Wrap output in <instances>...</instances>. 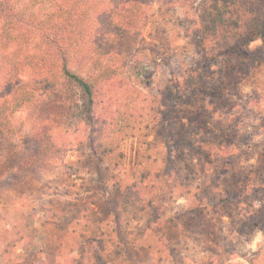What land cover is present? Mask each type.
<instances>
[{
  "label": "rangeland",
  "instance_id": "374dc122",
  "mask_svg": "<svg viewBox=\"0 0 264 264\" xmlns=\"http://www.w3.org/2000/svg\"><path fill=\"white\" fill-rule=\"evenodd\" d=\"M173 1L154 9L121 82L98 85L97 99L103 97L104 106L112 95L121 99L113 104L109 117L121 115L118 126L128 133L123 140L116 138L100 176L84 165L87 150L78 148L69 150L62 163L50 165L38 179L28 178L22 168L34 147L30 124L21 118L14 121L18 130L11 138L13 148L0 138V264L34 244L42 246L43 260L85 264L91 246H84L85 253L79 248L80 234L89 229L93 234L109 231L104 222L96 230V221L108 212L104 200L110 195L114 173L121 172L122 180L140 193L130 205L119 207L125 228L146 226L151 216L147 200L156 208L159 197L164 198L160 217L144 237L138 264H264V59L244 76L223 66L217 54L209 64L190 42L197 25L195 7L201 0ZM257 44L252 41L249 48ZM181 66L206 69L218 82L186 92L189 96L170 112L171 131L166 126L153 128L150 125L167 111L160 92L171 71ZM225 69L222 77L219 72ZM235 69L241 71L239 66ZM127 96L133 101L131 107L126 106ZM95 109L98 113L100 103ZM128 110L131 114L122 119V112ZM199 126L201 134L223 137L230 146L228 152L217 154L215 167L199 165L178 144L184 135H198ZM165 154L174 157L175 177L161 182L153 175L142 178L143 170L153 173L162 167ZM227 188L239 197L224 202ZM252 215L256 225L240 229ZM103 240L111 249L105 234Z\"/></svg>",
  "mask_w": 264,
  "mask_h": 264
},
{
  "label": "trees",
  "instance_id": "16d2710c",
  "mask_svg": "<svg viewBox=\"0 0 264 264\" xmlns=\"http://www.w3.org/2000/svg\"><path fill=\"white\" fill-rule=\"evenodd\" d=\"M173 2L0 0V138L13 148L15 143L11 138L18 130L14 121L21 118L30 124L34 147L22 168L26 177L38 179L50 165L55 167V163H62L69 150L78 148L87 150L84 165L100 176V171L105 169L102 163L112 152L116 138L123 140L128 133H122L118 126L121 115L109 117L113 104H119L121 99L112 95L109 104L104 106L103 97L97 99L98 85L116 79L121 82L128 59L136 51L154 9L161 3ZM195 13L197 25L190 34V42L206 62L211 63L213 54L222 56L223 66L230 67L236 75L248 74L262 62L264 0H201ZM252 41H258V44L251 49L249 43ZM237 66L241 71H235ZM225 71L221 70L219 74L223 77ZM217 79L206 69L174 68L159 95L167 111L150 126H166L171 131L170 112L174 105L189 96L186 92L215 85ZM131 102L127 96L126 106L129 107ZM98 103L100 110L96 113L95 104ZM129 111L122 112V119L131 114ZM115 126L119 131L116 135ZM201 130L199 126L196 129L198 135L182 136L178 144L186 147L199 165L212 166L217 163V154L228 152L230 146L223 137L205 136ZM161 161L159 170L150 173L145 169L140 173L141 177L153 175L158 181L161 178L160 182L166 177L174 178V157L165 154ZM113 176L116 178H113L110 195L104 200L108 212L101 221H96V230L104 222L109 231L100 229V234H93L94 230L89 229L88 233L80 234L79 248L85 253L84 246H91L85 264H138V255L145 248L143 240L147 230L153 228L152 223L158 220L162 211L163 197H159L156 208L147 200L151 218L147 217L146 226L125 228L119 207L130 205L140 193L133 184L122 180L124 172ZM226 192L224 202L239 197L228 188ZM255 218L252 215L240 229L253 228ZM103 234L110 240L109 250L105 247ZM63 245L61 240L59 246ZM43 252L41 245L34 244L31 250L8 259L5 264H69L56 259L43 260Z\"/></svg>",
  "mask_w": 264,
  "mask_h": 264
}]
</instances>
